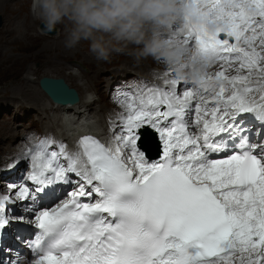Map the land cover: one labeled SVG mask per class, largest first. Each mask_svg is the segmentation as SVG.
Masks as SVG:
<instances>
[{
	"label": "snow or ice",
	"instance_id": "1",
	"mask_svg": "<svg viewBox=\"0 0 264 264\" xmlns=\"http://www.w3.org/2000/svg\"><path fill=\"white\" fill-rule=\"evenodd\" d=\"M204 3L214 27L176 37L186 58L213 57L199 84L122 93L107 146L85 135L74 152L50 139L29 149L28 180L76 185L35 212L30 264H264V0ZM245 119L260 125L255 138ZM145 125L162 142L157 160L137 146ZM29 192L21 184L15 195ZM9 202L0 196V229Z\"/></svg>",
	"mask_w": 264,
	"mask_h": 264
},
{
	"label": "clouds",
	"instance_id": "2",
	"mask_svg": "<svg viewBox=\"0 0 264 264\" xmlns=\"http://www.w3.org/2000/svg\"><path fill=\"white\" fill-rule=\"evenodd\" d=\"M208 7L204 0H29L30 14L48 31L63 27L66 48L87 41L102 61L113 54L136 61L163 57L177 79L193 84L213 57L197 51L186 58L176 37L191 28L211 30Z\"/></svg>",
	"mask_w": 264,
	"mask_h": 264
},
{
	"label": "rangeland",
	"instance_id": "3",
	"mask_svg": "<svg viewBox=\"0 0 264 264\" xmlns=\"http://www.w3.org/2000/svg\"><path fill=\"white\" fill-rule=\"evenodd\" d=\"M19 0L13 2L15 4H3L0 5V16L2 18V26L0 27V31L3 30L5 25L7 24L6 15H14L17 18L30 20L33 16L29 12V0L25 1V3H18ZM6 20V21H5ZM34 24L33 30L38 28V20H36ZM63 27L60 26L56 28V34L51 35H43L48 37L49 39L52 36H56L60 31H62ZM60 29V30H58ZM46 34V33H45ZM0 37H2L0 35ZM49 44V43H48ZM52 45L51 51H48V48L42 49L43 47L36 44L37 46L25 47L22 46L21 43H11L10 41L0 40V98H8L12 97L10 92L16 91L17 86L19 84H23L31 90L32 94L36 91L38 92V78L39 75H66L67 73H71L75 78H69L70 81H73L74 84L78 85L80 88H84L83 82H86V77L82 80L76 78V74L80 73V70H83L84 74L89 73V68L93 69L97 66V63H94V59L92 56H95L90 50L87 41L80 42L75 48L69 49L66 48L64 44L61 45ZM25 45V44H23ZM34 45V44H28ZM39 45V46H38ZM47 45V44H44ZM44 50V51H43ZM48 53H47V52ZM44 52V53H41ZM92 55V56H91ZM116 57L115 54L112 57ZM111 57V58H112ZM130 56L117 55V59H124V63L129 62ZM50 61L48 65H43L42 62ZM73 61V62H70ZM56 62V63H55ZM58 64V65H57ZM56 65V66H55ZM30 67V68H28ZM104 73V72H103ZM34 74V75H32ZM56 77V76H51ZM57 77H61L58 75ZM98 83L102 81V78L96 79ZM35 88V89H34ZM9 89V90H8ZM85 90V89H83ZM21 98H26L28 100L33 98L32 96L22 95L19 96ZM48 102V101H47ZM97 108V107H96ZM25 113L15 112L12 108L3 109L2 115L0 116V139L9 138V130L11 127L8 125H2L4 123L13 120L15 115H19L22 118H25ZM102 119V118H101ZM34 121V120H33ZM29 118L26 117L25 123L29 125ZM102 123V121H100ZM20 124V122L15 123ZM36 127H41L40 122L35 124ZM16 128V127H15ZM1 170V168H0ZM3 173V171H0Z\"/></svg>",
	"mask_w": 264,
	"mask_h": 264
},
{
	"label": "bare ground",
	"instance_id": "4",
	"mask_svg": "<svg viewBox=\"0 0 264 264\" xmlns=\"http://www.w3.org/2000/svg\"><path fill=\"white\" fill-rule=\"evenodd\" d=\"M15 1H17V0H0V5H3V4L6 5L8 3H10V5L15 4V3H13ZM25 1H27V0H19L18 3H20V4L25 3ZM6 16H7L6 17L7 24L5 25L3 30L0 31V35L2 36V37H0V40L10 41L13 44L14 43H21V45L25 46V47L37 46L36 44H43V45H40L43 47L42 49H46V48L50 47L48 49V51H51V48L53 47V46L52 47L49 46V44L52 45V43H54L53 45H61V44L65 45L64 41H65L66 37H65L64 30L60 31L56 36H52V38L49 39L48 37H45L41 34L33 33V27H34V24H36L35 23L36 19L31 18L30 20H27V19L17 18L14 15H6ZM81 42H83V41H81ZM23 44H25V45H23ZM28 44H34V45H28ZM44 44H47V45H44ZM41 53H44V52H41ZM123 56H126V55H123ZM116 57H117V55H116ZM116 57H115V59H116ZM132 58L133 57L130 56V58H129L130 63L132 62ZM90 59L91 60L96 59V57L92 56V58L90 57ZM49 63H50V61L42 62L43 65H48ZM28 68H30V67H28ZM100 70L101 69H98L97 72ZM32 75H34V74H32ZM58 75H60L63 79H66L69 84H72V81H70L69 78H75L74 75H72L70 72L69 73L66 72V75H62V74H58ZM58 75H49V76H56L57 77ZM10 94L12 95V97L0 98V103H2L6 107L9 106V104L15 103L16 100H19L21 104H23L24 102L28 103L30 105V107L35 109L32 111L36 114L41 113V111L45 110L47 107V106L45 107L44 105H42L40 103V99H42V95L39 92L36 91L35 93L32 94L31 90L28 89V87L23 85V84H19V86H17V88H16V91L12 90V92H10ZM22 95H28V96L33 95V98L28 100L26 98L19 97ZM44 95L46 96L45 93H44ZM53 105L55 106L57 111H60V113H62V117H60L59 119H57L56 117L50 118L53 123L57 122L58 120H60V122H62V123H65L64 115H65V113H67L69 111H73L74 114L78 115V117L86 116L88 119V122L91 124H93V122L99 121L95 118V117H97L96 112L93 113L92 116H90L91 110L93 107V101L92 100H85V97L83 98L82 96H80L79 102H77L76 104H73V105H57V104H53ZM86 111L89 113V115H85ZM6 126H8V125H6ZM9 126L11 127V129L9 130L8 140L4 137L0 139V168L3 165L2 155L4 153H6L5 157L7 155H9V153L12 149L10 146V143L15 138L16 132H17V130L15 128L16 124H11ZM97 127L100 128V127H102V125L99 123V125ZM58 132L59 131H57L56 133H58ZM2 175H3V173H0V179L2 178Z\"/></svg>",
	"mask_w": 264,
	"mask_h": 264
},
{
	"label": "water",
	"instance_id": "5",
	"mask_svg": "<svg viewBox=\"0 0 264 264\" xmlns=\"http://www.w3.org/2000/svg\"><path fill=\"white\" fill-rule=\"evenodd\" d=\"M39 84L45 91L50 93L55 101L66 103L71 100H77L76 92L68 88L62 78L42 77L39 80Z\"/></svg>",
	"mask_w": 264,
	"mask_h": 264
}]
</instances>
